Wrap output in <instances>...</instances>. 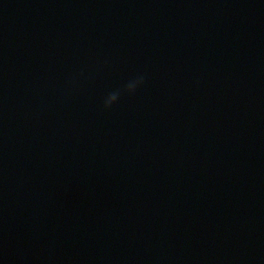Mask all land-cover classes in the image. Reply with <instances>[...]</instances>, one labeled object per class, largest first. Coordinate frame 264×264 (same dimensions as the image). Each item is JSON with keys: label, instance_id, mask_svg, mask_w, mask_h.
<instances>
[{"label": "water", "instance_id": "1", "mask_svg": "<svg viewBox=\"0 0 264 264\" xmlns=\"http://www.w3.org/2000/svg\"><path fill=\"white\" fill-rule=\"evenodd\" d=\"M0 264H264V0H0Z\"/></svg>", "mask_w": 264, "mask_h": 264}, {"label": "clouds", "instance_id": "2", "mask_svg": "<svg viewBox=\"0 0 264 264\" xmlns=\"http://www.w3.org/2000/svg\"><path fill=\"white\" fill-rule=\"evenodd\" d=\"M75 79V78H74ZM143 76H138L132 80H129L122 88L112 91L107 94L103 101V107L105 110L110 109L114 104L118 102L122 95L134 94L137 89L143 84Z\"/></svg>", "mask_w": 264, "mask_h": 264}]
</instances>
